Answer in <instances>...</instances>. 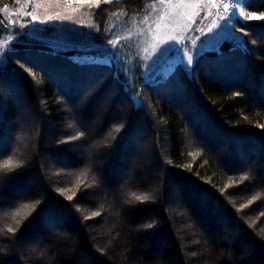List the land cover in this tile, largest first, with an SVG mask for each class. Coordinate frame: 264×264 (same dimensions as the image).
<instances>
[{"label": "trees", "instance_id": "16d2710c", "mask_svg": "<svg viewBox=\"0 0 264 264\" xmlns=\"http://www.w3.org/2000/svg\"><path fill=\"white\" fill-rule=\"evenodd\" d=\"M151 1L102 2L97 40ZM246 23L251 54L225 42L152 87L138 61L80 67L91 53L18 37L0 65V264H264V21Z\"/></svg>", "mask_w": 264, "mask_h": 264}, {"label": "snow or ice", "instance_id": "6c2138e0", "mask_svg": "<svg viewBox=\"0 0 264 264\" xmlns=\"http://www.w3.org/2000/svg\"><path fill=\"white\" fill-rule=\"evenodd\" d=\"M104 4H111L113 0H65V3L72 5V4H79L81 8H72L73 12L81 11L83 6L88 5L92 6L89 8L90 14H95V9L100 8L101 3ZM127 2V0H125ZM211 4V7L217 9L215 14V19L211 21V24L207 28V32L204 31L203 28L196 29L201 35L195 37V39L191 40L190 43L184 41L183 36H177L174 34H169L163 31L164 28H167L170 24L178 25L180 21L184 20L185 18L191 21L193 24L196 21L193 19L194 15H198V13H191L188 14L184 10L185 9H198L202 8V3H186L185 0H179L177 3H173L172 0H159L161 5H165L168 9L172 11H165L163 14L159 15L157 20L155 21V30L149 29V32L152 34V44H151V52L149 53V49L145 48L144 52L149 53L145 60L148 63L145 65L146 72L143 74V79L145 82L146 87H152L153 85L160 86V85H167V83L172 80V78L176 75L177 69H182L185 74L191 78V73L194 71L193 65L194 63H199V57L203 55L204 48L202 45H212L213 49L219 51L218 45L222 43H231L233 45V50L241 51L243 54H251V50L247 47V41L244 40V35L247 33L244 31L245 28H249L247 21H264V11H259V8L264 7V0H260V4L257 6L256 11H245L246 7H251V0H235L233 3L224 2V0H220L217 3V0H208ZM19 3V0H17ZM41 4L39 2L32 5L31 10L28 8H17V9H10L8 4H5L2 8H0V12L4 13V17L0 18V24L7 23L9 25H17L19 29H27L29 27L28 23H22L20 21L23 20L24 17H30L31 23H39L41 25H47L50 22L56 20H70V16H62L60 13L56 15L47 16L46 19H40L36 14L35 10L40 8ZM155 5H153V8ZM209 15H212V12L209 11ZM19 15V20H13L11 17ZM113 16H117L119 14L113 13ZM147 17L144 18V21H147ZM233 22H237L241 27H233ZM89 31L87 35L91 36L93 43L97 41V35L101 31L98 26H88ZM187 27V25H185ZM36 31H44L43 29H38ZM175 29H173V32ZM243 33V35H241ZM27 35H31V33H26ZM162 36H166V38H161ZM106 44L103 46L105 52L108 54L105 57L103 63H97L95 57H91L89 59H74L73 63H77L80 67H99V66H107L109 63V59L115 57L116 53L122 47V39L131 40L132 34L129 33L127 37L121 38L115 32L112 31V28L106 30ZM184 41V47H181V42ZM34 43L41 42L40 37H36L33 41ZM255 44V41H252ZM7 47V45L0 46V56H3V49ZM9 51H13L14 49L9 48ZM222 55V53H221ZM82 61V62H81ZM19 63V61H18ZM23 66V65H21ZM30 70V69H26ZM239 95L240 93H236ZM138 96L140 94H137ZM107 100V95L103 97L100 103H104ZM142 105L143 102L139 101ZM71 126V125H70ZM116 132H120L121 128L117 127L115 129ZM111 133H109L110 135ZM81 136L84 135L83 132L80 133ZM77 137H73L76 139ZM16 163L13 162L12 159H8L5 161L3 167L8 169L9 171L13 170L14 168L18 167ZM242 180H247L248 175L245 174L241 177ZM61 195H64V189H58ZM222 194L223 191H222ZM76 194L73 193L72 195H66L65 199L68 201H72ZM231 195V194H229ZM238 195V193H237ZM205 198L207 195L205 194ZM135 199L137 201H146L149 199L148 195H135ZM255 199V197L253 198ZM34 203L31 204H24L23 207L25 209L35 210V208L42 203L39 196L34 198ZM252 201H249L251 204ZM248 205H243L242 207H247ZM76 208L77 212L81 211L80 203L73 205ZM237 212H240V209H237ZM31 212L25 213V216L30 215ZM20 215V211H17L13 219L16 220V224H20L21 220H17L16 217ZM100 212H93L91 216H85L84 219H91L92 217L99 216ZM261 215L264 216V212H261ZM46 220L54 219L53 216L47 215L45 216ZM148 228L153 227L152 224L147 225ZM8 233L15 234L16 229L13 227H8L6 229ZM103 255L106 249H97ZM4 249L0 248V252H3ZM197 250L191 251L188 256L189 260L195 258L198 255ZM188 264V261H186Z\"/></svg>", "mask_w": 264, "mask_h": 264}, {"label": "rangeland", "instance_id": "374dc122", "mask_svg": "<svg viewBox=\"0 0 264 264\" xmlns=\"http://www.w3.org/2000/svg\"><path fill=\"white\" fill-rule=\"evenodd\" d=\"M5 2H7L6 4L9 5L10 9L28 8L29 10H31L32 5L39 2L41 7L35 10V14L40 19H46L47 16H54L57 13H60L62 16H70L71 19L63 21L56 20L47 25H41L39 23H31L30 17H24L20 22L28 23L29 27L27 29H19L18 24L9 25L6 22L0 24V46L7 45V47L3 49V56H0V65L5 61L6 53L9 48L12 47L13 42L22 34L26 33H31L30 36L32 38L40 37L42 41L55 48L74 49L84 51V53H91L86 56L88 58L95 57L96 60L104 61L105 57H107L108 54L103 47L106 42L97 40L96 43H93L91 36L87 35L89 31L88 26H97L94 15L89 12V8L92 6L85 5L81 11L73 12L72 8H81V5H69L65 3V0H19V3H17V0H6ZM172 2L177 3L179 0H172ZM185 2L202 3V8L184 10L188 14L198 13V15L193 16L196 23L193 24L185 18L180 21L178 25L170 24L167 28H164L163 31L177 35L178 37L183 36L184 41L190 43L196 36L201 35L196 29L203 28L204 31L207 32V28L211 24V21L215 19L217 9L212 8L208 0H185ZM153 5H155L154 8ZM2 7L3 6H0V8ZM165 11L172 10L168 9L165 5H161L159 0H152L149 3V10L146 15L140 16L133 14L127 17V12L125 10H118L115 13L119 15L114 16L110 23L109 28L111 27L112 31L121 38L127 37L129 33L132 34V39L130 41L122 39V47L116 54L119 55V58L124 59L132 66L135 61H138L143 69V74L146 72L145 65L148 63L144 57L151 52V44L153 42L151 38L152 34L149 32V29L155 30V21L158 16ZM209 11L212 12V15L208 14ZM4 15V13L0 12V18H3ZM145 17L148 18L147 21L142 22ZM11 18L13 20L20 19L19 15ZM185 25H187V27H185ZM38 29H43L44 31H36ZM173 29H175L174 32ZM161 38H166V36H162ZM184 41L181 42L182 48L184 47ZM219 46L220 45L217 47ZM202 47L205 49L204 52L213 49L212 45L207 44L202 45ZM145 48L149 49V53L144 52Z\"/></svg>", "mask_w": 264, "mask_h": 264}, {"label": "built area", "instance_id": "2783aa9c", "mask_svg": "<svg viewBox=\"0 0 264 264\" xmlns=\"http://www.w3.org/2000/svg\"><path fill=\"white\" fill-rule=\"evenodd\" d=\"M219 2H220V0H217V3H219ZM224 2L233 3V2H235V0H224Z\"/></svg>", "mask_w": 264, "mask_h": 264}]
</instances>
